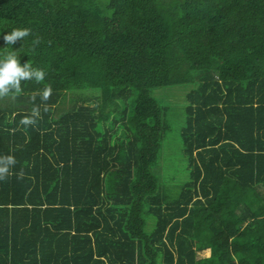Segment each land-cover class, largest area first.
Listing matches in <instances>:
<instances>
[{"label":"trees","instance_id":"16d2710c","mask_svg":"<svg viewBox=\"0 0 264 264\" xmlns=\"http://www.w3.org/2000/svg\"><path fill=\"white\" fill-rule=\"evenodd\" d=\"M9 52L44 76L0 96L30 106L0 110V264H264V0H0ZM180 87L167 201L152 92Z\"/></svg>","mask_w":264,"mask_h":264},{"label":"rangeland","instance_id":"374dc122","mask_svg":"<svg viewBox=\"0 0 264 264\" xmlns=\"http://www.w3.org/2000/svg\"><path fill=\"white\" fill-rule=\"evenodd\" d=\"M169 90V91H167ZM192 90V87L168 88L159 89V93L152 92V95L169 109V130L165 133L161 149V161L156 173L160 180V189L166 196L167 201L176 199L179 195L181 187L187 181L185 167L183 168L182 160L183 148L180 140V126L176 125L177 118L183 107L186 105V94ZM62 105V106H61ZM57 107L55 116L63 109H66L68 104H61ZM64 105V106H63ZM66 105V106H65ZM28 101L25 99H14L9 97H0V110H22L29 109ZM184 124V120H181ZM185 160V159H184ZM206 256L207 253L201 250L198 255ZM200 256V255H199Z\"/></svg>","mask_w":264,"mask_h":264},{"label":"clouds","instance_id":"9594fccd","mask_svg":"<svg viewBox=\"0 0 264 264\" xmlns=\"http://www.w3.org/2000/svg\"><path fill=\"white\" fill-rule=\"evenodd\" d=\"M28 30H13L4 35L3 39L7 45H12L17 39H22L28 35ZM44 73L40 70L33 69L29 64L20 65L17 56L14 52H9L0 58V96L8 95L10 92H20V82L22 80L36 79L42 80ZM51 89H46L43 92L42 99H47ZM34 99V98H33ZM38 109L32 110L31 117H25L22 120L24 124L34 123V118L38 117ZM15 164V159L12 156L0 158V179H3L9 172V167Z\"/></svg>","mask_w":264,"mask_h":264},{"label":"crops","instance_id":"0c3cea01","mask_svg":"<svg viewBox=\"0 0 264 264\" xmlns=\"http://www.w3.org/2000/svg\"><path fill=\"white\" fill-rule=\"evenodd\" d=\"M203 251L206 252L207 255H206V256H201V254H199L200 257H202V258H207V257L209 256V254H210L209 250H208V249H205V250H203Z\"/></svg>","mask_w":264,"mask_h":264}]
</instances>
